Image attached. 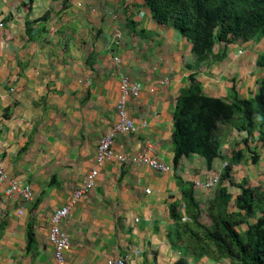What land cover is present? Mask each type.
<instances>
[{
    "label": "crops",
    "instance_id": "obj_1",
    "mask_svg": "<svg viewBox=\"0 0 264 264\" xmlns=\"http://www.w3.org/2000/svg\"><path fill=\"white\" fill-rule=\"evenodd\" d=\"M116 34H121L117 47L112 43ZM263 46L264 35L249 42H217L207 62L196 67L191 44L156 23L144 0H68L65 6L62 0H0V163L11 178L29 184L35 196L21 216L15 199L0 202V264H53L50 218L95 168L97 144L117 120L122 76L142 86L138 98L125 99L137 130L116 135L112 150L133 155L150 149L168 171L115 159L102 166L93 190L73 203L71 217L62 224L70 241L66 264L120 258L176 264L184 259L185 240L168 238L188 217L184 192H193L198 222L204 225L199 208L203 201L207 213L214 195L193 184L219 173L222 162L231 169L232 184L264 186V141L257 131L238 132L234 119L229 128L219 125L223 145L210 170L196 154L174 166L176 99L189 75L206 97L227 104L252 98L264 78ZM223 185L233 205L238 189L227 181ZM174 204L180 220L170 216ZM28 224L34 241L27 252ZM204 259L195 260L202 264Z\"/></svg>",
    "mask_w": 264,
    "mask_h": 264
},
{
    "label": "trees",
    "instance_id": "obj_2",
    "mask_svg": "<svg viewBox=\"0 0 264 264\" xmlns=\"http://www.w3.org/2000/svg\"><path fill=\"white\" fill-rule=\"evenodd\" d=\"M67 2L62 0V5ZM144 6L156 23L172 28L191 44L196 67L207 62L216 42H249L264 35V0H144ZM43 19L46 20V16ZM128 24L132 22L128 20ZM220 58L215 56V60ZM187 81V87L176 99L173 112L177 136L173 148L174 166L182 157L196 154L210 170L223 145L219 125H229L228 122L234 119L239 120L234 126L238 132L251 135L257 131L264 141V78L252 98L235 100L231 104L203 95L193 75H189ZM256 161L253 153L250 162L255 164ZM230 178L231 169L226 166L208 204L207 226L198 222V204L193 192H184L190 221L176 224L168 234L169 239L174 236L177 240H185L184 259L176 264H186L191 257L227 259L231 264H264V186L234 185ZM225 181L238 189L233 205L232 195L223 185ZM169 212L173 220H180L175 204L171 205ZM243 225L245 230L238 232L237 228ZM33 241L32 227L28 224L27 252Z\"/></svg>",
    "mask_w": 264,
    "mask_h": 264
},
{
    "label": "built area",
    "instance_id": "obj_3",
    "mask_svg": "<svg viewBox=\"0 0 264 264\" xmlns=\"http://www.w3.org/2000/svg\"><path fill=\"white\" fill-rule=\"evenodd\" d=\"M121 34H116L112 43L117 47L120 41ZM114 63L120 66L121 60L118 56H114ZM160 86H165L166 82H159ZM120 99L116 104V123L109 133H107L97 144L95 150V168L90 170L84 178L81 187L73 191L71 200L66 204L57 208L51 218L48 231V243L52 248L53 264H66V253L70 248V241L64 230L62 224L71 217L72 205L76 201L84 199L95 187V180L98 177V170L106 163L115 159L120 164H130L132 166L140 167L146 166L149 169L165 173L168 171L167 166L149 155L150 149L141 151L133 155H117L112 150L113 138L120 134H133L136 132V127L129 119L125 99H136L142 92L141 84L131 82L127 77L122 76L119 83ZM219 173L212 175L202 182H195L194 187L205 191H213L218 184ZM12 199L16 202L18 209L16 214L21 216L27 207H29L35 199L34 193L29 184L11 178L6 172L3 165L0 163V202L10 203ZM189 221L188 218H182V222ZM107 264H134L132 260L126 258L108 259ZM204 264V263H202Z\"/></svg>",
    "mask_w": 264,
    "mask_h": 264
},
{
    "label": "rangeland",
    "instance_id": "obj_4",
    "mask_svg": "<svg viewBox=\"0 0 264 264\" xmlns=\"http://www.w3.org/2000/svg\"><path fill=\"white\" fill-rule=\"evenodd\" d=\"M217 43V42H216ZM263 48H264V46H263ZM264 50V49H263ZM264 52V51H263ZM264 59V58H263ZM226 127L225 128H229V126L230 125H225ZM243 140V139H242ZM246 152V151H245ZM236 157H237V161H242L241 160V157H242V155L241 154H236ZM246 162H248V158H247V160H246ZM239 164H240V162H238ZM227 164V166H229L228 165V163H226ZM247 164V163H246ZM225 168H226V165H225V163H222L221 162V164H220V167H219V169H218V171H219V173L220 174H222L223 172H224V170H225ZM224 184H225V182H224ZM211 194H213L214 195V192H215V189L213 190V191H209ZM199 210H200V212H201V214H202V223L205 225V226H207L208 225V219H207V217H206V208H205V204H204V202L202 201V208H199ZM200 219V218H199ZM242 229H245V226L243 225V226H240V227H238L237 228V230H238V232H240ZM202 259H204V258H202ZM198 260H200V259H198ZM207 258L206 259H204L203 261H202V263L203 262H205L206 264H207ZM190 264H197V262H196V260H195V258H194V260L193 259H190Z\"/></svg>",
    "mask_w": 264,
    "mask_h": 264
},
{
    "label": "clouds",
    "instance_id": "obj_5",
    "mask_svg": "<svg viewBox=\"0 0 264 264\" xmlns=\"http://www.w3.org/2000/svg\"><path fill=\"white\" fill-rule=\"evenodd\" d=\"M226 166H227V164H225ZM219 176H220V174H219ZM194 185V184H193ZM217 187V186H216ZM215 190H216V188H215Z\"/></svg>",
    "mask_w": 264,
    "mask_h": 264
}]
</instances>
